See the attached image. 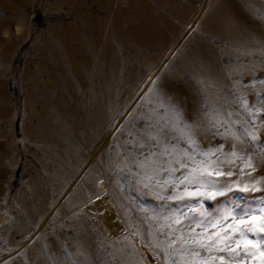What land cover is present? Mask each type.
Instances as JSON below:
<instances>
[{"label":"rangeland","instance_id":"374dc122","mask_svg":"<svg viewBox=\"0 0 264 264\" xmlns=\"http://www.w3.org/2000/svg\"><path fill=\"white\" fill-rule=\"evenodd\" d=\"M156 1L167 2V7L192 9L189 18L196 16L198 23L212 7L219 6L224 9L222 14L232 15L238 24L245 23L262 36L259 52L243 37L246 54L234 56L224 52L226 41L202 29L200 36L215 50L222 69L224 97L207 95L200 83L191 82L180 100L188 98L201 115L198 118L191 110L183 119L192 126L200 148L208 151L224 146L220 160L225 163L218 161L217 166L233 172L232 177L221 178L224 187L256 185L261 189L257 193L230 192L214 201L202 200L203 207L213 212L224 206L225 199L242 203L241 196L264 197V120L253 124L242 106L247 100L253 112L256 108L264 111V0ZM134 2L0 0V264H164L163 253L152 248L153 238L149 235L160 227L157 218L162 222L177 208L187 211L185 203L196 206L191 201L178 203L158 198L156 179L146 177L159 175L163 181L168 179L167 173L137 167V162L160 151L155 140L149 141L140 133L143 105L135 120L131 114L118 117L111 129L116 127L120 138L111 135L98 152L95 149L86 156L76 152L73 147L78 145V137L74 132L69 147L61 143L66 137L61 128L68 113L66 92L74 86L66 70L67 52L74 47L72 40L67 41L69 33L78 35V28L87 21L96 26L97 19L106 14L105 8L109 9V16L119 10L134 14ZM195 20L181 30L176 45L181 46L188 34L196 30ZM119 34L125 39L123 30ZM124 47L121 43L117 51ZM128 51L141 61L137 49ZM163 67L165 63L157 65L154 74L146 79L154 81ZM143 85L134 86L138 87L136 103L145 90ZM174 86L177 93L185 89L180 81ZM59 103L62 106L59 105L60 115L56 117ZM146 105L151 106V102ZM45 115L50 124L59 126L48 141L35 138L29 130V126L41 125ZM217 120L224 123L217 127ZM162 127L170 133L166 142L181 149L186 147L169 125ZM229 128L241 137L242 143L218 134ZM245 129L259 135V146L248 142ZM233 145L243 159L227 163L232 159ZM127 151L132 156H127ZM249 158L252 168L247 166ZM175 175L179 179L183 171L177 170ZM164 192L172 196V186ZM166 236L167 232L157 238L165 240ZM175 247L179 248V244ZM256 255V259L247 260L262 264L259 253Z\"/></svg>","mask_w":264,"mask_h":264},{"label":"bare ground","instance_id":"6f19581e","mask_svg":"<svg viewBox=\"0 0 264 264\" xmlns=\"http://www.w3.org/2000/svg\"><path fill=\"white\" fill-rule=\"evenodd\" d=\"M162 2L135 0L134 14L119 10L109 16V9L105 8L106 14L97 19L96 26L87 21L78 28V35L69 33L67 41L72 40L74 47L67 52L66 70L74 86L70 92L65 91V110L68 111V116H65L64 123L61 124L66 133L62 144L69 147V138L73 137L74 132L78 137V145L73 147L76 152H82L84 156L94 153L95 149L98 152L111 135L120 138L116 127L111 129L118 117L123 113V119L131 114L130 117L133 116L135 120L142 105L144 119L140 133L147 138L160 131L166 141L170 133L162 125L172 128L174 114L186 119V115L192 110L201 118L195 104L188 98L180 100V95L189 91L191 82L200 83L202 91L207 95L224 97L221 89L222 69L216 52L200 36V31L204 28L210 35L228 43L224 52L229 55L246 54V50L243 51V37L253 43L254 48L258 49L256 52L260 51L262 36L253 27L245 23L238 24L232 15L222 14L224 9L221 7H212L198 23L196 16L193 20L189 18L192 9L185 10L179 5L167 7V2ZM194 20L193 27L196 30L188 34L181 46L176 45L178 34ZM121 30L125 32V39L120 37ZM121 43L125 47L118 52L117 46ZM129 49L140 52V62L129 53ZM168 49L170 51L167 55L165 52ZM168 57L172 59L169 61ZM163 63L166 67L154 76V81L146 79L147 75L154 74L152 72L157 65L162 66ZM179 81L184 83L186 90L177 93L174 83ZM142 83L145 90L141 94V100L136 103L138 87L134 86ZM148 101L151 106L146 105ZM60 106L56 117L60 115ZM128 121L126 119L125 124ZM57 124H50L45 115L41 125L29 126V130L35 138L48 141L52 131L59 128ZM124 129H127V125ZM126 155L132 156V153L127 151Z\"/></svg>","mask_w":264,"mask_h":264},{"label":"snow or ice","instance_id":"6c2138e0","mask_svg":"<svg viewBox=\"0 0 264 264\" xmlns=\"http://www.w3.org/2000/svg\"><path fill=\"white\" fill-rule=\"evenodd\" d=\"M247 103V100H243L242 106L251 117V122L255 124L257 120H264V111L256 108L253 112ZM174 115L172 129L178 133L179 139L186 147L181 149L178 145L169 144L158 131L149 135L148 139L156 141L160 148L159 153L154 152L137 162V167L139 169L151 167L155 173H167L168 179L163 181L159 175L146 177L149 180L156 179L160 189L157 192L158 198L178 203L191 201L196 206L191 207L185 203L187 211L177 208L163 217L162 222L157 218L160 227L149 233L153 238L152 248L163 253L164 264H251L247 258L256 259L257 253L264 264V197L241 196L242 203L235 199L232 201L225 199L224 206L217 207L213 212L207 211L200 203L202 200L214 201L217 197H226L230 192L257 193L261 189L256 185L225 188L220 180L225 176L232 177L233 172H225L217 166L218 161L221 164L225 163L220 160L224 146L221 145L219 149L202 150L195 139L192 126L183 122L179 114ZM222 123L224 122L217 120L215 126L219 127ZM181 124L183 126L179 127ZM218 134L224 138L231 136L234 141L243 142L230 128ZM244 136L249 143L259 146L257 133L245 129ZM230 155L232 159L227 163L243 159L235 151V145ZM247 166L252 168L250 158ZM177 170L183 171L179 179L175 175ZM241 171L243 172V169ZM168 186H172V196H167L164 192ZM181 188L183 191H179ZM186 228L189 230L186 231ZM165 232H167L165 240H159L157 237ZM250 236L255 239L249 238ZM177 244L179 248L175 247Z\"/></svg>","mask_w":264,"mask_h":264}]
</instances>
